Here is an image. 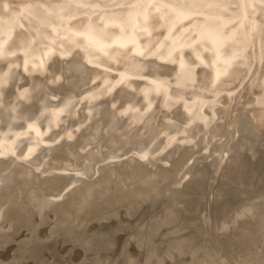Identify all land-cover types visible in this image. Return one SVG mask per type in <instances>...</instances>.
Listing matches in <instances>:
<instances>
[{
  "label": "bare ground",
  "instance_id": "bare-ground-1",
  "mask_svg": "<svg viewBox=\"0 0 264 264\" xmlns=\"http://www.w3.org/2000/svg\"><path fill=\"white\" fill-rule=\"evenodd\" d=\"M249 186L264 188V0H0V264L59 240L104 254L119 230L143 264H264Z\"/></svg>",
  "mask_w": 264,
  "mask_h": 264
},
{
  "label": "rangeland",
  "instance_id": "rangeland-1",
  "mask_svg": "<svg viewBox=\"0 0 264 264\" xmlns=\"http://www.w3.org/2000/svg\"><path fill=\"white\" fill-rule=\"evenodd\" d=\"M253 181H254V180H253ZM202 183H203V182H200V184H202ZM204 185H205V183H203V185H201L200 187H203ZM249 187H250V186H249ZM249 187H248L247 189L252 188L251 191L256 192V196L264 195V188L261 189V187H257V186H255V188H253L254 186H252V187H250V188H249ZM231 188L233 189V191H235V189H234L233 187H231ZM256 188H258V189H256ZM230 191H232V190L229 189V192H230ZM237 191H239V190H237ZM229 192L227 193V195H231V194H233V192H232V193H229ZM233 195H234V194H233ZM244 195L246 196L245 193L243 194V196H244ZM237 196L239 197V194H238ZM245 196H244V197H245ZM219 197H222V195H221V196H218V197L215 199V200L218 201V202H219ZM228 197H230V196H228ZM238 197H237V198L234 197V199H240V198H238ZM222 198H224V197H222ZM224 199H226V197H225ZM227 199H228L227 201L230 200L229 198H227ZM220 200H222V199H220ZM232 201H233V199H232ZM232 201H231V202H232ZM218 202H217V203H218ZM222 202H225V201H222ZM220 203H221V202H220ZM144 206H145V205H144ZM144 206H143V208H144ZM139 211H140V210H139ZM123 213H124V210H123V208H122V209L120 210V215H119V213H117V215L122 217V216H124ZM214 214H215V216H214ZM117 215H116V216H117ZM125 215H127V214H125ZM211 215H213L214 217H216V212H212ZM127 216L130 217V215H127ZM133 216H134V217H133ZM139 216H140V214H138V211H137V214H136V212H134V215L132 214L131 217H130V218H132V217H133V218H132L131 220H128V221H125V222L129 223V221H131V222H133V220L136 221V219L138 220V217H139ZM195 216H196V215H191L190 219H191V218H194ZM115 218H116V217H115ZM112 219H114V218H112ZM112 219H110V220H112ZM187 219H188V218H187ZM187 219H185V221H183L181 224L186 225L185 223H188V220H187ZM211 219H212V218H211ZM192 220H193V219H192ZM84 223H88V222L85 221ZM212 223H213V222H212ZM123 225L125 226V224H123ZM130 226H131V225H130ZM212 226H213V225H212ZM86 227H87V230H86V233H85V234H87L88 232L90 233V231H91V233H92V232L95 230V227H94V225H93V222L91 223V222L89 221V224H88V226H86ZM125 228H127V227H125ZM83 229H85V228H83ZM117 230H118V229H117ZM166 230H167V228H163V229H162V233H163V234L160 232L159 235H161V236L164 235V236H163L164 239H165L164 241H167V242H169V240H170L171 238L174 239V240H177L178 237H179L180 235H182V236H183V235L188 236V235H187L188 233H185V232H184L183 234L178 235V237L173 236V237H174V238H173V237H171V236H169V235H165V234H164V231H166ZM206 230H207V229H206ZM218 231H220V230H218ZM218 231H216V230L214 231V229H213V232H212V233H213L216 237H218V236H219L218 234H220V236H219L220 238H223V239H224V238H227V236H228V234H229V232H228L229 230H227L226 232H224L223 230H221V232H218ZM129 232H130V231H129ZM129 232L126 231V233H125L124 231L119 230V231L116 233L117 235H116V239H115V240H117L118 243H116V245H113V246H112L113 249H112V247H111V248H108V250H105L107 247L103 248V247L99 246V247H100V252H101V248L104 250V252H103L104 254H102V252H101L102 257L98 255V254H100V253H99V249H96V247L93 248V249L91 248L90 250H88V252H90V251L92 252V250H93V251L95 250L94 252H92V253H93L92 255L94 256V258H96V257L98 256V257L96 258L98 262H100V258H103L104 255H107V256L109 255L108 257L106 256L108 259H109V257H110V259H111V258L116 259V258L118 257L117 255L120 256V255L123 254L122 257L120 256L121 259H120V257L116 259L117 262L120 261V264H126V263H128V264H139L140 262H142V264H143V261H144L143 258H144V256H142L141 254L139 255L138 253H135L136 251L138 252V250H137L136 248H134V247L132 246L133 248L130 249V252H131V253L129 252L130 254H129V253H125L124 250H123V247H124V246H123V243H125V242H124V239H126L125 237L129 236L130 239H131L132 241L135 242V240H134V239H135V234H132V237H131V235H130L131 232H130V233H129ZM217 232H218V233H217ZM89 233H88V234H89ZM222 233H223V235H222ZM227 233H228V234H227ZM83 234H84V233H83ZM88 234H87V235H88ZM200 234H201V233H200ZM200 234L198 235L199 237H198V236H196L197 238L195 237V238L197 239V241L193 240V241H194V242L192 243L193 245H189V244H187V246H190L189 249H188L189 252H190L191 247H192V249H193V248H196V247H194V246H196V244H194V243L197 242V247H199V246H198V245H199L198 243H200L199 241H201V240H199V239L202 238V236H200ZM121 235H123V236H121ZM206 235H207V234H206ZM81 236H82V235H81ZM133 236H134V237H133ZM165 236H166V237H165ZM185 236H184V237H185ZM118 237H119L120 239H119ZM219 237H218V238H219ZM45 238H47V237H45ZM166 238H167V239H166ZM180 238H181V237H180ZM156 239H159V237L156 238ZM172 239H171V241H172ZM153 240H154V239H153ZM153 240H152V242L154 243L155 240H154V241H153ZM64 242H66V240H64ZM69 242H70V241H67L66 243H69ZM126 242H127V239H126ZM152 242H150L149 244L152 245ZM157 242H158V240H157L155 243H157ZM57 243H58L57 248H55V250H54L55 253L57 252V253H56V254H57V257H56V254L54 255V254H52L50 251L48 252L47 250H45V252L43 251V253L45 254V255H43V256H44L45 258L43 257V260H42V257H41L42 254H40L41 256L39 255L40 257H37V258H38V259L40 258L43 262H44V261L49 262V259L51 260L53 257L59 259V258L62 257L63 255L69 253L70 255L68 254V255L63 256L62 258H60L61 260L63 259L62 262L64 261V262H68V263H69V262L71 261L70 263L74 264V262L76 261V262H78V264H79V261H81L80 259H83V260L81 261L82 263H80V264H83V263H87V260H90V262H91V261L94 259V258H93V259H91V258H90V259L87 258V260H85L86 257H89L88 255H90L91 252H90L89 254H88V252H87L88 255H85V253H86L87 250L84 251V252H81V251L79 250V245L77 246L78 248H77L76 246L73 247L74 244L77 245L76 242H74V243H73V242H70V244L73 243V245H69V244H66V245H65V243H63V241L59 240V241H57ZM60 243H61V244L63 243V245H61ZM59 245H61V247H59ZM68 245H69V246H68ZM205 245H206V244H205ZM67 246L70 247V248H67ZM71 246H72V251L68 250V249H71ZM5 247H6V248H5ZM5 247H4V248H5L4 250L2 249L3 247L0 248V250L2 249V251H0V257H1L3 260H2L1 258H0V259H1L2 261H7V260H9L8 257H9V258H10V257L12 258V254H13V253H11L12 249L8 252V249H7L8 244H7V246L5 245ZM58 247H59V249H58ZM63 247H64V250H65V249L68 250L65 254H63V252H65L66 250L63 251ZM76 248H77V249H76ZM187 248H188V247H187ZM203 248H206V246L203 247ZM61 249H62V250H61ZM109 249H110V251H109ZM121 249H122V250H121ZM56 250H57V251H56ZM58 250H59V251H58ZM131 250H132L134 253H132ZM203 250H204V249H203ZM46 251H47L49 254H48V253L46 254ZM60 251H61V253H59ZM69 251H70V252H69ZM107 251H108V252H107ZM121 251H122V252H121ZM162 251H163V252H162ZM207 251L209 252V250H207ZM7 252H8V254H11V256L9 255L7 258H5V257H6L5 254H7ZM12 252H13V251H12ZM78 252H80L81 254H79V255L76 254V253H78ZM120 252H121V253H120ZM189 252H188V254H186L187 252H185V253H183V255L180 253V254H179L180 256L177 257V260H178V259H179V260L181 259V261H179V262H183V261L186 260V259L189 260V258H190V253H189ZM41 253H42V251H41ZM50 253H51V254H50ZM58 253H59V254H58ZM72 253H74V254H72ZM83 253H84V255H83ZM105 253H107V254H105ZM8 254H7V255H8ZM60 254H63V255L60 256ZM75 254H76V255H75ZM101 254H100V255H101ZM132 254H136V255L138 254L139 257H137L136 255L133 256ZM160 254H161L162 256H163V255H164V256L162 257ZM212 254H213V255H212ZM212 254H209L210 256H211V255H212V256H211V257L209 256L208 260L205 259V263L210 264L212 260H216V259H217V255H218L219 253L217 252V253H216L217 255H216V254H214V253L212 252ZM1 255H3V257H2ZM50 255H52V257H51ZM53 255H54V256H53ZM71 255H73V256H72L73 259L70 258ZM82 255H83L85 258H84ZM92 255H90V256L92 257ZM95 255H96V256H95ZM110 255H111V256H110ZM128 255H129V256H128ZM131 255H132L133 257H131ZM159 255L161 256V258H160ZM201 255H203V254H201ZM201 255H198V257H200ZM4 256H5V257H4ZM47 256H48V257H47ZM49 256H50V257H49ZM59 256H60V257H59ZM68 256H69L70 261L68 260ZM116 256H117V257H116ZM135 256H136V257H135ZM165 256H166V257H165ZM168 256H169V255H167V254L164 252V250H159V251H157L156 255L154 256V260L158 257V258H160L164 263L169 264V263H168L169 261H167ZM65 257H66L67 259H66ZM82 257H83V258H82ZM115 257H116V258H115ZM124 257H125L126 260H127V259L131 260V259L134 258V257H135V258L132 259L131 262H128L129 260L126 261V260L124 259ZM126 257H127V258H126ZM130 257H131V259H130ZM173 257H174V256H173ZM47 258H48V259H47ZM79 258H80V259H79ZM104 258H105V257H104ZM107 258H105V259L107 260ZM137 258H138V260H137L136 262L133 261V260H135V259H137ZM166 258H167V259H166ZM175 258H176V257H174L173 259H175ZM212 258H214V259H212ZM5 259H6V260H5ZM32 259L35 260V258H32ZM32 259H28V261L31 260V261H30L31 264H36V263L38 264V263H40V262H41V264H42V261H41V260L38 261V259H37L38 262L35 261L34 263H32ZM45 259H46V260H45ZM64 259H66L67 261L64 260ZM78 259H79V260H78ZM119 259H120V260H119ZM209 259H212V260H210V262H209ZM47 260H48V261H47ZM74 260H75V261H74ZM101 260H102V261H101L100 263L103 264V263H104V262H103L104 259H101ZM165 260H166V261H165ZM182 260H183V261H182ZM187 260H186V261H187ZM28 261H27V262H28ZM85 261H86V262H85ZM95 261H96V260H95ZM95 261H94V262H95ZM132 261H133V263H132ZM175 261H176V260H175ZM206 261H207V262H206ZM27 262H26V263H27ZM30 262H28L27 264H29ZM46 262H45V264H46ZM88 262H89V261H88ZM90 262H89V263H90ZM125 262H126V263H125ZM208 262H209V263H208ZM68 263H66V264H68ZM70 263H69V264H70ZM105 263H106V262H105ZM105 263H104V264H105ZM43 264H44V263H43ZM49 264H50V263H49ZM75 264H76V263H75ZM106 264H107V263H106ZM202 264H203V263H202Z\"/></svg>",
  "mask_w": 264,
  "mask_h": 264
}]
</instances>
